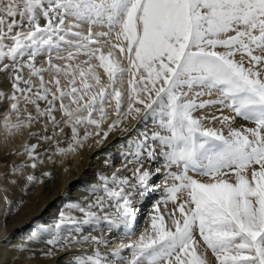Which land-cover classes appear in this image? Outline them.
Segmentation results:
<instances>
[{"label": "snow or ice", "instance_id": "1", "mask_svg": "<svg viewBox=\"0 0 264 264\" xmlns=\"http://www.w3.org/2000/svg\"><path fill=\"white\" fill-rule=\"evenodd\" d=\"M81 24L88 25L87 34L75 31ZM93 27L107 31L93 32ZM101 40L110 45L107 54L102 52ZM111 49L118 50L121 57L126 55L127 68L121 66ZM53 50L56 59L66 61L86 56L82 64L87 67L65 64L61 68L50 57L48 69L36 68L37 56ZM61 51L67 55L60 56ZM92 59L99 61L97 66L90 63ZM25 67L30 77H40L39 88L32 96L31 79L20 75ZM95 67L104 70L108 85L101 84ZM45 70L70 77V90H62L59 79L54 78L56 92L49 100V89L40 76ZM5 72L10 73L13 91L35 106L36 116L25 108L26 118L21 119L18 103L14 102L11 110L17 114V123L9 125V117H5L4 127H29L33 120L47 115L55 135L60 121L53 116V105L60 100V111L66 118L63 123L71 127L73 139L67 149L58 150L60 154L75 152L91 135L86 132L80 137L78 125H95L96 135L101 136L100 125L108 115L106 102L115 101L113 114L117 119L108 124L97 143L117 127L127 131L123 122L129 118L145 125L152 119L157 130L150 137L142 133L143 139L135 141L132 158L126 163L134 165L132 175L145 187L152 173L143 167L142 150L147 160L155 161L158 149L163 163L156 172L167 170L165 181H172L165 184L162 202L176 203L181 195L186 199L172 213L167 209L162 213L157 205L148 228L137 240L121 242L113 256L120 257L127 249L131 253L127 264H209L206 252L210 250L216 264H264V0H2L0 73ZM125 73L130 77L126 107L123 93L115 87L118 81L124 82ZM77 76L79 89L75 86ZM21 83L28 87L21 88ZM213 95L215 99H211ZM205 96L209 99H203ZM85 97L87 101L81 103ZM9 98L19 100L16 95ZM65 98L77 107L69 110L63 103ZM38 100H46L49 107L42 110ZM213 109L221 113L228 109L234 116H217ZM85 111L87 116H82ZM197 112L202 114L198 116ZM94 114L99 115V121ZM235 118L254 126L234 127ZM216 121L220 128L211 126ZM36 147L24 146L32 160ZM30 166L35 169L36 164ZM26 179L31 183L35 177ZM112 183L119 191L109 188L105 178L104 192L109 199L120 201L118 217L130 227L131 193L125 192L129 180L114 174ZM5 203H11L7 197ZM93 207L102 210L103 198L88 209L70 205L84 214L82 221L61 212L47 243L57 250L87 242L106 244L95 236L77 240L60 232L62 225L74 226L79 232L80 224L99 219L91 211ZM104 219L109 224L114 222ZM44 255L51 257L54 252L50 249ZM71 264L108 261L96 250L94 254L74 256Z\"/></svg>", "mask_w": 264, "mask_h": 264}, {"label": "rangeland", "instance_id": "2", "mask_svg": "<svg viewBox=\"0 0 264 264\" xmlns=\"http://www.w3.org/2000/svg\"><path fill=\"white\" fill-rule=\"evenodd\" d=\"M2 2V0H0ZM41 24L44 23L43 19L41 18ZM93 32L97 31H107L106 28H100V27H93ZM75 31H80L84 34H87L88 32V25L87 24H81L79 29H75ZM68 39H72V37H68ZM7 43V41H5ZM113 42L114 37H113ZM101 45H102V52L104 54H107L108 51L110 50V45L106 43L104 40H101ZM61 47H65V45L61 44ZM93 47H96L95 45ZM126 47V46H125ZM116 56V58L121 62V66L124 68H127V60H126V55L125 57H121L118 50L116 49H111ZM60 56H66L67 53L65 51H61L59 53ZM57 56V52L53 50L51 53H48L47 51L42 52L40 55L37 56L35 60V67L36 68H43V69H48V60L51 57V62L61 68L65 66V64H70L72 67H75L76 64H81L82 67H87L86 64H82L83 61L87 60L88 58L84 55L77 56L75 60L73 61H66L63 59H56L55 57ZM24 61L27 60V55L23 58ZM4 63H9L8 61H4ZM90 63L93 66H97L99 61L96 59H92ZM95 72L96 75L100 78V82L102 85H108L109 80L107 75L104 73V70L100 67H95ZM23 79H31V87H32V93L29 95L32 96L36 93L37 89L39 88L40 84V77L39 76H32L30 77L29 75V69L24 68L22 72L20 73ZM40 76L43 77V80L45 82V86L49 89V96L48 99L50 100L51 93L56 92V86L52 81L54 78H58L60 81V87L64 91L70 90V84L69 80L70 77H65L63 74H57L54 71L51 70H45L40 73ZM129 75L125 73L123 76V83L121 84L119 81L115 84V87L120 90L123 95H124V106L126 107L127 105V81L129 79ZM91 82V81H90ZM12 79L10 78V73H0V93H3V97L0 98V110H5L3 114L0 112V146L2 143H8L9 140H11L13 137L12 132L16 130L15 128H10L6 129L4 127L5 124V117H10L11 113L14 114L11 110V104L14 102L18 103V107H27V113H30L33 117L36 116L35 112V106H33L30 103H26V101L23 99L21 96V93L19 92H14L12 87ZM21 88L28 87L27 85H24L21 83L19 85ZM78 89L81 88L80 82H79V77L77 76V82L75 85ZM98 91V89H96ZM82 94V93H81ZM12 95H16L19 97L18 101H13L9 97ZM58 95V94H57ZM215 95L211 97V99H215ZM87 97L84 98V101H81V103H84L87 101ZM203 99H209V97L205 96ZM37 103L39 105L43 104L41 107L42 110H45L49 107L48 103L46 100H38ZM60 100H56L54 102V111H53V116H58V119L56 121H60L59 127L56 128V136L55 138L50 139V143L48 147H45L41 153H38L40 151V146L43 143L49 142V140L41 139L38 137L36 134L37 138L35 135H30L28 138L19 145L18 149L13 151V150H1L0 151V197L2 199L3 207L5 213L8 212L9 214L7 217L9 218H15L19 214L18 210L19 208L21 209L24 207L26 203L25 197H27L26 194V187L20 188L19 185V180L22 178L20 176V172L22 169L26 166L31 167L30 165L32 163L37 164L35 169L38 167V165L44 163L46 160H51L54 158V155H58L61 159L66 160V166L63 168L62 171H66L71 169L74 165L79 166L81 164L82 158L80 157L85 151H88L94 146H99L102 148L103 144H105L107 139L102 140L101 143H97L96 141L98 139H101L103 132L108 130V124L111 123L112 121L116 120L117 117L113 114L115 111V101H111V103L106 102L104 104V107L107 112V118L101 122L100 125V133L101 136L98 137L96 135V132L98 131L95 125H78L77 126V132L80 137H83L86 132L91 133V135L88 137L87 140L83 141V144L81 147H78L75 152H66L64 154H60L58 152L59 149H67L69 144L73 143L72 139V132H71V127L64 124L63 120L66 119L62 112L60 111ZM63 103L68 106L69 110H73L77 105H73L71 103V100L68 98H65L63 100ZM5 104L8 106V108L5 107ZM27 105V106H26ZM3 106V107H2ZM219 107V106H217ZM34 110L32 111V109ZM227 112H229L232 117L234 116V113H232L230 110L226 109ZM215 112L217 115V111L215 109L211 110ZM27 113L25 111L20 114L21 119H25ZM201 112H197L196 115H201ZM2 115V116H1ZM82 116H87V112H83L81 114ZM219 115V114H218ZM94 118L99 121L100 117L98 114H94ZM236 124H234V127H240L241 125H244L246 127H252L254 125L241 120L240 118H235ZM9 125H14L17 123L16 120H12L9 118L8 121ZM38 123V124H37ZM123 123H130L133 125V131L130 134H125L124 136L119 137L116 139L118 142L114 146L115 142H112L109 144V148L111 149L110 152L103 153L102 156L100 157L101 162L104 165L105 170L103 172H97L96 177L92 183L85 189V193L80 197L81 201H86V199H89L91 201L90 203L87 204V208L90 204H96V202L100 199L103 198V209L99 207H93L91 211L95 212L97 217L99 219H94L91 223L89 224H80L79 229L80 231L77 232L75 230L74 226L71 225H62L60 232L64 236H68L71 234V236L76 237L77 240L82 239L83 237H92L91 234L94 233H101L103 232L105 234V237H110L115 233L116 237L118 238L117 240H120L118 244L114 245L112 248H110L111 244L113 245L115 241H111V237L106 241V244H102L99 246H96L92 244L91 242L79 244V245H84L90 247L89 249H84V250H64L60 255H63L64 257H71L70 260L74 256H78L81 253H87V254H94L96 250H98L102 256L105 258V260L108 261V264H127V262L131 259V253L129 250L125 249L122 251L120 257L113 256L112 253L113 251L118 247V245L121 242L124 243H130L132 241H135L139 238L140 234L144 232L149 224H150V217L154 214L153 209L159 205L160 211L163 213L165 209H167L168 213H172L175 211L177 208L178 204L182 202L184 199H186V196L181 195L179 199L177 200L176 203H167L164 204L162 201L165 198V184H171L172 181L168 180L165 181V172L167 170L161 168L160 172H156V169L161 167L163 163V159L159 156V150L157 149V159L155 161H149L146 159V153L143 152L142 154L145 156V161L143 167L145 169H149V171L152 173L148 184L145 187H141L135 180V178L132 175L131 169L134 167L132 164H127L126 161L128 159H131V153L135 150V141L137 139H143L142 133L147 132L148 136L150 137L152 135V132L157 130L155 125L152 122V119L149 118L147 124L145 125L144 123H139L137 124L136 121L131 120L129 118L128 120L124 121ZM37 124V125H36ZM31 127H34L35 130L38 129V127H41L43 129L49 128L53 129V124L48 122L47 115L43 117H39L35 120H33L30 124ZM211 126L220 128L221 125L219 124L218 121L214 122ZM22 128V127H21ZM61 129L63 131H61ZM123 131L121 128L117 127L113 131L109 133V135L115 133V132H120ZM223 131L225 134L227 133V128H224ZM69 133V136L67 137L69 139V143L65 145L64 147H56L54 146L57 142H64L65 141V134ZM31 134H34L35 131L30 132ZM108 135V137H109ZM30 137V139H29ZM34 137V139L32 138ZM63 137V138H62ZM107 137V138H108ZM72 139V140H70ZM32 140V141H31ZM45 141L41 143V141ZM53 142L55 144H53ZM149 143H152L151 141H148ZM25 144L32 145L35 144L37 145L36 150L34 152L35 160H32L28 157V155L25 153L24 146ZM55 147L53 150L50 149V147ZM92 146V147H91ZM76 157H75V156ZM70 161H73L72 164H70ZM68 163V164H67ZM87 167H91V162L88 161L86 162ZM19 168L18 172H14L13 169ZM31 167L32 172L29 175L34 174V170ZM175 171L176 169H171ZM63 172V173H64ZM120 173H123L124 176H127L129 180V185L125 186V192L126 193H131L130 195V200L132 201V208H133V213H132V219L136 216V211L141 210L142 206L140 207H133V205H144L147 201H152L149 206L151 207L147 216L143 217V220L146 221V226H134L136 223L132 221L131 219V226L128 227L126 226L123 222L120 221L118 214H117V204L120 201H117L115 199H109L107 195L104 192V187H105V178H107V186L109 188H114L116 187L112 183V177L115 174L117 177H121ZM65 174V173H64ZM27 175V176H29ZM27 176H25L27 178ZM48 176V175H45ZM123 178V177H121ZM197 179H200V177H195ZM15 181V183H13ZM18 181V182H17ZM6 182L10 183L12 185V188H9L8 186L4 185ZM95 183V184H94ZM30 184L28 183L27 186ZM135 185V187H133ZM5 186V187H4ZM14 187V188H13ZM17 188H20L18 192H16ZM152 188H157V193L152 194L153 191ZM116 190L119 191V188L116 187ZM152 192V193H151ZM143 193V195H141ZM73 194L70 195V192L67 193V196L65 194L63 195L62 198H60L57 202L59 203L60 201H66V198H70ZM5 197L8 198V200L11 202L10 204L5 203ZM21 198V199H20ZM28 198V197H27ZM79 200V199H78ZM25 201V202H23ZM24 203V204H23ZM70 205H77L78 204H71L68 202L67 204L60 205L59 206V212H66V209H72L70 208ZM1 208V207H0ZM74 211L78 212L79 217L76 219L78 221H82L85 219V216L82 212H80L78 209H73ZM47 209H40V212H38L35 216L30 218L28 221L20 225L19 227H15L11 230V232H7V234H3L0 232V247H9L8 243H11L12 246L9 249V253H12L14 255H17L18 257L22 258V264H31V257L29 256V253L34 252L37 253V251L33 248L34 244H45L49 248H55L57 250L56 246L49 245L47 243V240L51 239V236L54 234V229H55V224L57 220L60 218V214L54 213L53 217L55 219L52 220L49 225H40L39 219L42 218V216L45 214ZM176 218H179V213H175ZM104 217H108L114 222L112 224H109L108 220L104 219ZM169 224L171 223L170 220L167 221ZM44 229H49V231H44ZM35 233V236L33 235ZM198 237V233L197 236ZM105 240V239H103ZM14 242H19V243H14ZM202 244V241L200 242ZM78 246V245H77ZM99 247V248H97ZM92 248V249H91ZM58 251V250H57ZM45 253V252H44ZM43 252L37 253L38 256H43ZM206 255L209 260V264H216L215 257L212 256V253L210 250L206 252ZM130 256V258H129Z\"/></svg>", "mask_w": 264, "mask_h": 264}, {"label": "bare ground", "instance_id": "3", "mask_svg": "<svg viewBox=\"0 0 264 264\" xmlns=\"http://www.w3.org/2000/svg\"><path fill=\"white\" fill-rule=\"evenodd\" d=\"M27 106V105H26ZM40 108L43 106V104L39 105ZM3 107V106H2ZM5 107L8 108V106L5 104ZM4 108V107H3ZM1 108L0 112L3 114L6 112L5 110H2ZM25 108L27 107H20V114L24 112ZM34 108L32 109V111ZM28 112V111H27ZM5 114V113H4ZM219 114V115H218ZM229 116L232 117V115L227 112L226 109L221 113L217 111V116ZM2 116V115H1ZM55 119H58V116H54ZM12 120L17 119V114L14 113L10 115L9 117ZM237 121H235L234 124H236ZM38 124V123H37ZM36 124V125H37ZM124 126L128 129L127 131H120L115 132L107 138L105 144H103L102 148L99 146H94L88 151H85L80 157L82 158L81 164L79 166H73L71 169L64 172L62 171L63 168L66 166V160L61 159L57 154L54 155L55 157L51 160H45L44 163L38 165V167L34 170L33 176L35 177V180L33 182H28L26 177L29 175L32 170L31 167H24L22 171L19 173L22 177L19 180V187H26V194L27 197L24 207L21 209L19 208V214L15 218H9L7 215H5L3 203L1 202L2 199L0 197V232L3 234H9L11 230L15 227H19L26 221H28L30 218L35 216L38 212H40V209H47L45 214L42 216V218L39 219L40 225H49V223L52 222L54 213L61 214L59 212V206L67 204L70 202L71 204H78L79 207H83L85 209H88L86 206L89 201V199H86V201H81L80 197L83 194H86L84 191L85 189L92 183L96 177V173L103 172L105 170L103 163L100 160V157L103 153H108L111 151V149L108 147L109 144L112 142H115L114 146L117 144V140L119 137L124 136L125 134H130L133 131V125L130 123H124ZM35 131V137L37 138L36 134L39 138L44 136H51L52 138H55L56 135H53V129L47 128V131L41 127H38L37 130H35L34 127H22L19 129H16L12 132V139L8 141V143H2L0 146L1 150H17L19 145L22 144L29 136L30 132ZM56 132V129H55ZM69 136V133L67 132L65 134V141L64 142H57L54 146L56 147H64L67 145L70 141L67 137ZM34 139V137H32ZM63 138V137H62ZM30 139V137H29ZM43 139V138H41ZM72 140V139H70ZM32 141V140H31ZM45 141H41L43 143ZM50 143L49 142L43 143L40 146V151L38 153H41L42 150L45 147H48ZM55 147H50L51 150ZM75 156V155H74ZM76 157V156H75ZM91 162V167H87L86 162ZM73 161H70V164H72ZM68 164V163H67ZM74 164V163H73ZM37 165V164H36ZM149 170V169H147ZM65 174H64V173ZM45 173H48V176H45ZM121 177L127 178V176H124L123 173H120ZM18 182V181H17ZM30 184L27 186V184ZM95 184V183H94ZM4 185L8 186L9 188H12V185L8 182H6ZM5 187V186H4ZM14 188V187H13ZM20 188H17L16 192L19 191ZM157 188H152L151 191H153V195L157 193ZM70 192V195L73 194L70 198H66V201H60L57 202L60 198L67 196V193ZM155 196V195H154ZM21 199V198H20ZM79 199V200H78ZM25 202V201H23ZM153 203L152 201H147L144 203V205H133V207H140L142 206L141 210L136 211V216L132 219L136 224L134 226H146V221L143 220V217H146L149 210H150V204ZM24 204V203H23ZM67 215H70L71 217H75L76 219L79 217L78 212L74 211L73 209H66L65 210ZM91 236H95L98 238L105 239L107 241L110 237L112 238L110 242L115 241V243L111 246L112 248L114 245L118 244L120 240H117L115 233L111 235L110 237H105V234L103 232L101 233H94L91 234ZM199 237V236H198ZM199 239V238H197ZM19 243V242H14ZM8 246L11 248L12 244L8 243ZM9 247H0V264H22V258L18 257L17 255H14L12 253H9ZM33 248L37 251V253L41 252H48L50 249L54 252V255L51 257L45 256H38L37 253L31 252L29 253V256L31 257V264H71V257H64L63 255H60L62 251L64 250H55V248H49L45 244H34ZM90 247H86L84 245H76L74 247H69L67 250H84L89 249ZM99 248V247H97ZM92 249V248H91ZM130 258V256H129ZM25 264V263H23Z\"/></svg>", "mask_w": 264, "mask_h": 264}]
</instances>
